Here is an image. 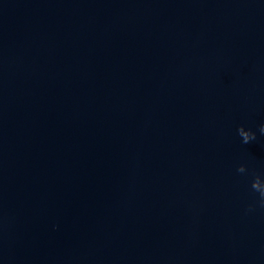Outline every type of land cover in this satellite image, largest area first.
<instances>
[{"label":"water","instance_id":"water-1","mask_svg":"<svg viewBox=\"0 0 264 264\" xmlns=\"http://www.w3.org/2000/svg\"><path fill=\"white\" fill-rule=\"evenodd\" d=\"M261 125L264 0H0V264H264Z\"/></svg>","mask_w":264,"mask_h":264},{"label":"clouds","instance_id":"clouds-1","mask_svg":"<svg viewBox=\"0 0 264 264\" xmlns=\"http://www.w3.org/2000/svg\"><path fill=\"white\" fill-rule=\"evenodd\" d=\"M241 127H243V126H241ZM260 132L262 133V134H264V125H261L260 126ZM251 139L250 140H253L254 138H255V133H253V132H251ZM250 140H246V141H243V142H245V143H247V142H249Z\"/></svg>","mask_w":264,"mask_h":264}]
</instances>
